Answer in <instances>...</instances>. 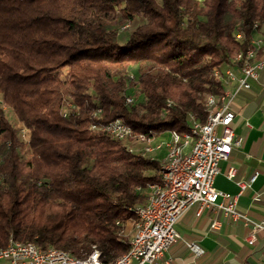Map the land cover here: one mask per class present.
<instances>
[{
    "label": "trees",
    "instance_id": "obj_1",
    "mask_svg": "<svg viewBox=\"0 0 264 264\" xmlns=\"http://www.w3.org/2000/svg\"><path fill=\"white\" fill-rule=\"evenodd\" d=\"M256 23L264 0H0V247L128 251L161 162L91 125L120 119L146 145L204 122L225 88L213 68L264 36Z\"/></svg>",
    "mask_w": 264,
    "mask_h": 264
},
{
    "label": "built area",
    "instance_id": "obj_2",
    "mask_svg": "<svg viewBox=\"0 0 264 264\" xmlns=\"http://www.w3.org/2000/svg\"><path fill=\"white\" fill-rule=\"evenodd\" d=\"M259 29H264V25L256 23ZM243 36L241 32L235 34ZM259 48L257 38H250V43L245 49H240L239 54H234L232 64H227V76L237 75V82L232 88H224V92H228V100L222 101L220 110L211 113L208 123H201L200 120H193V114L189 113V122L193 123L198 129L197 146L195 149L187 151L185 160L168 163L165 162V155L161 160L164 165V173H159L160 180H170V190L164 193L160 198H146L144 206L139 210L146 217V225L139 226V235L133 243L134 253L130 254L127 259L122 260L119 264H158L159 258L168 250L171 244L181 238V235L175 228V224L183 212L193 203H198L199 208L219 206L223 209L224 214L230 215L236 219L244 217L247 223H250L252 232L249 242L254 239L253 230H264V220L251 221L244 213L236 207V198L232 196L226 205L216 202L218 195L221 193L214 185L213 180L219 170L218 164L221 160L227 159L232 148L241 144L242 138L235 136L232 128L235 110L231 103L233 97L240 90L250 88V79L258 77L259 72L264 68V63H254V56ZM213 74L219 78L213 68ZM222 82L224 78H219ZM126 102H132L133 97L125 96ZM169 103V101H168ZM69 107L73 104L67 102ZM66 114V111L63 112ZM115 124L116 135L117 130H122L121 123ZM94 128H105V124L97 126L92 124ZM26 132L25 127H20V133ZM164 133V132H163ZM163 133L156 134L157 146L169 147L171 141L177 140L175 131H167V136ZM137 141L147 140L149 137L143 133H134L131 131ZM186 140V136H185ZM185 142V141H184ZM183 144V143H182ZM235 175V168L229 167L227 176L232 178ZM254 176L251 177L253 179ZM154 183V182H152ZM241 189L246 186L245 182H239ZM151 183L147 184L148 187ZM140 188V187H138ZM255 200L259 197L255 196ZM218 220H212L211 227L218 226ZM184 243L196 254H200L203 250L195 242ZM170 262V259L165 261ZM0 264H73L70 261L60 257L53 251H47L45 248L37 245L35 248L25 249H3L0 252ZM88 264H96L95 255L88 258Z\"/></svg>",
    "mask_w": 264,
    "mask_h": 264
},
{
    "label": "crops",
    "instance_id": "obj_3",
    "mask_svg": "<svg viewBox=\"0 0 264 264\" xmlns=\"http://www.w3.org/2000/svg\"><path fill=\"white\" fill-rule=\"evenodd\" d=\"M250 84V88L236 93L231 103L235 110L232 128L235 136L242 138L241 144L219 162L213 185L221 192L218 204L226 205L235 196L237 209L257 222L264 220V68L257 78L250 79ZM162 135L167 136V131ZM153 142L157 137L146 145L154 146ZM159 149L158 154L163 156L166 148ZM154 150L158 149L147 154L153 156ZM231 166L235 168L232 178L227 176ZM239 182L246 186L241 189ZM255 196L259 199L255 200ZM212 220H218L216 228L211 227ZM175 228L181 238L170 245L158 264H264V230H253L254 239L249 242L250 223L244 217L234 219L224 214L219 206L200 209L198 203H193L179 217ZM126 229L129 233L130 228ZM184 241L197 243L203 251L196 254Z\"/></svg>",
    "mask_w": 264,
    "mask_h": 264
},
{
    "label": "bare ground",
    "instance_id": "obj_4",
    "mask_svg": "<svg viewBox=\"0 0 264 264\" xmlns=\"http://www.w3.org/2000/svg\"><path fill=\"white\" fill-rule=\"evenodd\" d=\"M254 27L256 28L257 25L254 24ZM254 36H253V38H257V45H259V48H258V50L254 56V63H264V36H262V34L258 31L254 34ZM240 38H241L240 36H237V39H240ZM237 54H239V53H237ZM215 73L220 78H224L223 83L225 84V88H232V87H234V84L237 82V75L227 76V66L226 65L223 66L222 68H215ZM216 100L219 103V105L217 106L216 109L211 110L209 112V114L207 115L205 121L201 122V123H208L209 119L211 118V113L216 111V110L221 109L222 101L228 100V92H224V90H223L222 94L219 95L218 98H216ZM212 102H213V98L211 96V98H209L208 102H206V103L212 104ZM97 111H100V110L97 109ZM193 120H195V119L193 118ZM112 122L113 123H121V126L123 127L122 130L116 131V135L114 137H116L118 139H125L131 135V131H130L129 127H127L122 122V120L115 119ZM92 127H94V126H92ZM103 129L107 130L110 134H113L115 132V124H107V125H105V128H103ZM175 133L177 136V140L171 141V143L169 144V147L164 146L166 148L165 162H168V163H176V162H180V161L185 160V158L187 157V151H189L191 149H195V147L197 146L198 129L195 128L193 123H191L188 131H186L182 134H180L176 131H175ZM185 136H186V140H185ZM161 147H163V146H157V142H156L154 144V146H151V145L142 146L140 148V150H141L140 152H142V153L150 152L152 149H159ZM159 173H164V165H161V163H160V172ZM147 190H148L147 198H149V197L150 198H160L162 195H164V193H168V190H170V180L169 179H162V181H160V182L151 183V185H149L147 187ZM142 206H144V204H140V205L133 207L134 208L133 212H134V215L136 217V220L134 222L133 231H132V233L129 237V240H128L129 243H133L135 241V238L139 235V226L137 225V223L139 222V225H146V217H143V212L139 210V208ZM35 247H37V245L30 243V242L24 243V242H19V241H15V240L10 239L6 245L0 247V252L3 249H9V248L10 249H25V248H35ZM45 250L53 251L56 254L60 255V257H63L64 259L70 261L73 264H88V258L91 255H95L96 264H105L100 260L99 251L96 249H92L86 255V257L82 260L76 259L71 254H69L68 252L61 250V249H58V248L48 247ZM133 253H134V246H133V244H129L128 251H126L125 253H123L119 257H117L115 259V261L112 262L111 264H119L122 260L127 259L129 257V255L133 254Z\"/></svg>",
    "mask_w": 264,
    "mask_h": 264
},
{
    "label": "rangeland",
    "instance_id": "obj_5",
    "mask_svg": "<svg viewBox=\"0 0 264 264\" xmlns=\"http://www.w3.org/2000/svg\"><path fill=\"white\" fill-rule=\"evenodd\" d=\"M255 37V36H254ZM135 69H136V65H130V67L128 68V71H127V73L131 76L133 73H135ZM137 86H139L138 84H136L135 85V88H137ZM133 89L134 88H130V93H128V94H126V95H130V96H132L133 98H136V95L137 94H135L134 93V91H133ZM208 95V94H207ZM207 95H205V98L207 97ZM211 96L212 95H209L208 97H207V102H208V100H209V98H211ZM139 97V96H138ZM212 98H213V102H212V104H215V103H217V100H216V98H218V97H215V96H212ZM2 106H3V108L5 107V105L4 104H2ZM22 138H25L24 136L22 137ZM127 145L128 146H132L133 147V149L134 150H137V151H141L140 150V147L143 145L141 142H138L137 140H136V138L134 137V136H130V137H128V139H127ZM152 145L154 144V142L153 143H151ZM25 151H26V149H25ZM161 150L160 149H158V150H154L153 152H152V155L153 156H155L156 158H159V160H161L162 158H163V156H160L158 153L160 152ZM154 153V154H153ZM162 155V154H161ZM147 189H144L143 188V192L146 194L147 192ZM125 225V229L126 228H130V232L128 233L127 231H129V229H126V239H128V237H130V235H131V233H132V231H133V224H132V222H130V220H128V221H126L125 223H124ZM132 227V228H131Z\"/></svg>",
    "mask_w": 264,
    "mask_h": 264
}]
</instances>
